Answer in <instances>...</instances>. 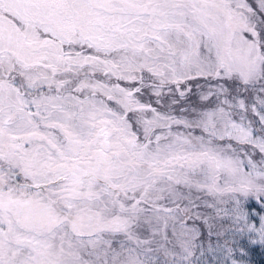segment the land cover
<instances>
[{
	"label": "snow or ice",
	"instance_id": "1",
	"mask_svg": "<svg viewBox=\"0 0 264 264\" xmlns=\"http://www.w3.org/2000/svg\"><path fill=\"white\" fill-rule=\"evenodd\" d=\"M0 264H264V0H0Z\"/></svg>",
	"mask_w": 264,
	"mask_h": 264
}]
</instances>
